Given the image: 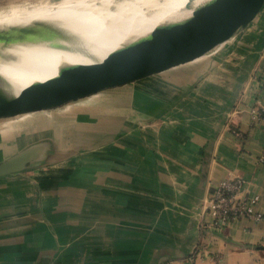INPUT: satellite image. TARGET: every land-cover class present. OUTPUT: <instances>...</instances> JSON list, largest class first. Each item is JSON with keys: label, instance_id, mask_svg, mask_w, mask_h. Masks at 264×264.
<instances>
[{"label": "crops", "instance_id": "obj_1", "mask_svg": "<svg viewBox=\"0 0 264 264\" xmlns=\"http://www.w3.org/2000/svg\"><path fill=\"white\" fill-rule=\"evenodd\" d=\"M262 71L264 6L197 60L0 122V162L30 155L0 177V264H264V197L259 221L202 227L226 177L264 192Z\"/></svg>", "mask_w": 264, "mask_h": 264}, {"label": "water", "instance_id": "obj_2", "mask_svg": "<svg viewBox=\"0 0 264 264\" xmlns=\"http://www.w3.org/2000/svg\"><path fill=\"white\" fill-rule=\"evenodd\" d=\"M264 0H211L181 22L154 28L148 37L109 53L101 62L62 67L57 76L9 95L0 79V120L64 107L70 103L157 75L215 51L247 27ZM38 34L34 28L0 31V44ZM22 152L0 162V177L28 166Z\"/></svg>", "mask_w": 264, "mask_h": 264}, {"label": "bare ground", "instance_id": "obj_3", "mask_svg": "<svg viewBox=\"0 0 264 264\" xmlns=\"http://www.w3.org/2000/svg\"><path fill=\"white\" fill-rule=\"evenodd\" d=\"M209 1L154 3L159 12L155 16H146L143 11L132 12L136 8L134 0L111 1L103 6H93L91 0L26 2L29 6L19 9L16 14L0 17V31L18 28L38 31L23 41L0 44L3 88L15 96L33 83L57 76L64 66L99 63L109 53L148 37L154 28L189 18L194 10ZM125 12L129 15L116 16ZM121 23L126 24L124 30H118ZM105 30L114 32L111 31L112 37L105 46L98 47V39Z\"/></svg>", "mask_w": 264, "mask_h": 264}, {"label": "built area", "instance_id": "obj_4", "mask_svg": "<svg viewBox=\"0 0 264 264\" xmlns=\"http://www.w3.org/2000/svg\"><path fill=\"white\" fill-rule=\"evenodd\" d=\"M258 78V85L264 90V71ZM252 118L260 121L264 132V106L254 108ZM260 160L264 162V155ZM262 197H264V192L262 194L250 193L246 182L241 177H226L215 184L202 201V227L221 230L241 219L259 221L263 215L257 211L256 207ZM204 255L200 250L196 253L197 257ZM220 260L221 255L219 254H212L209 259L213 264H218Z\"/></svg>", "mask_w": 264, "mask_h": 264}, {"label": "rangeland", "instance_id": "obj_5", "mask_svg": "<svg viewBox=\"0 0 264 264\" xmlns=\"http://www.w3.org/2000/svg\"><path fill=\"white\" fill-rule=\"evenodd\" d=\"M58 1H63V0H5L3 2H0V17H5V16H11L13 14H16V12L23 8V7H28L29 5L26 2H58ZM111 1H118V0H97L94 5L96 6H103V4H106ZM120 1V0H119ZM136 2V8L132 11L136 14L140 13L141 11H143V13H145L146 16H155L156 14H158V10L155 8L156 4L159 5H164L167 1L169 0H134ZM150 1H153L152 4H148ZM25 3V4H24ZM156 3V4H154ZM158 5V6H159ZM133 13V14H134ZM129 14L125 13H120L117 14V17H124L127 16ZM106 21V20H105ZM133 21V20H132ZM117 27H115L113 30H115ZM126 28V24H119L118 25V30H124ZM101 29L98 28V30ZM113 30H111L112 32H114ZM110 30L109 31H104V35L101 36L98 39V43L97 46L98 47H102L105 46L108 41L110 40V38L112 37V32ZM19 117L16 118H11V119H6V120H1L0 122H4L7 125H13L12 122H17L20 121L18 120ZM8 122V123H7Z\"/></svg>", "mask_w": 264, "mask_h": 264}]
</instances>
